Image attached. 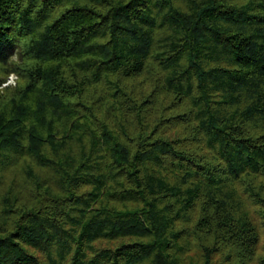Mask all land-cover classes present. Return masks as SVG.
Masks as SVG:
<instances>
[{
	"label": "trees",
	"instance_id": "1",
	"mask_svg": "<svg viewBox=\"0 0 264 264\" xmlns=\"http://www.w3.org/2000/svg\"><path fill=\"white\" fill-rule=\"evenodd\" d=\"M0 264H264V0H0Z\"/></svg>",
	"mask_w": 264,
	"mask_h": 264
},
{
	"label": "rangeland",
	"instance_id": "2",
	"mask_svg": "<svg viewBox=\"0 0 264 264\" xmlns=\"http://www.w3.org/2000/svg\"><path fill=\"white\" fill-rule=\"evenodd\" d=\"M11 77L13 79H11ZM8 80H10V81H8ZM18 81H19L18 75L15 72H11L10 74L7 75L5 81L1 85V88L9 86V85L15 86L18 83Z\"/></svg>",
	"mask_w": 264,
	"mask_h": 264
},
{
	"label": "built area",
	"instance_id": "3",
	"mask_svg": "<svg viewBox=\"0 0 264 264\" xmlns=\"http://www.w3.org/2000/svg\"><path fill=\"white\" fill-rule=\"evenodd\" d=\"M11 79H13V78L11 77ZM8 81H10V80H8Z\"/></svg>",
	"mask_w": 264,
	"mask_h": 264
}]
</instances>
